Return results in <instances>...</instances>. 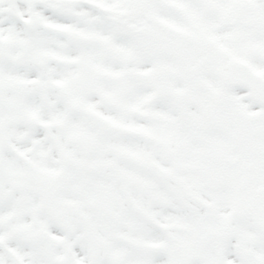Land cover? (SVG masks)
<instances>
[{"label":"snow or ice","instance_id":"1","mask_svg":"<svg viewBox=\"0 0 264 264\" xmlns=\"http://www.w3.org/2000/svg\"><path fill=\"white\" fill-rule=\"evenodd\" d=\"M0 264H264V0H0Z\"/></svg>","mask_w":264,"mask_h":264}]
</instances>
